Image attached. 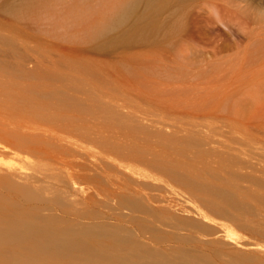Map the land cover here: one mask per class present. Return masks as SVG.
I'll list each match as a JSON object with an SVG mask.
<instances>
[{
    "label": "rangeland",
    "instance_id": "obj_1",
    "mask_svg": "<svg viewBox=\"0 0 264 264\" xmlns=\"http://www.w3.org/2000/svg\"><path fill=\"white\" fill-rule=\"evenodd\" d=\"M40 1L35 12L0 0V63L9 68L0 65V171L56 165L68 201L72 191L77 207L101 206L111 222L112 181L139 176L190 220L178 232L197 239L185 245L211 252L213 264H264V0H183V11L166 8L152 27L169 37L152 28L144 36L139 26L133 39L121 35L129 22L143 25V2L127 23L94 33L76 24L79 13V22L96 19L78 6L93 0ZM66 2L78 18L71 7L64 13ZM171 11H179L175 19Z\"/></svg>",
    "mask_w": 264,
    "mask_h": 264
},
{
    "label": "bare ground",
    "instance_id": "obj_2",
    "mask_svg": "<svg viewBox=\"0 0 264 264\" xmlns=\"http://www.w3.org/2000/svg\"><path fill=\"white\" fill-rule=\"evenodd\" d=\"M18 1H20V3H9V7H11V9L15 8L12 10H17L16 8L18 6L20 8V4L22 5L21 7H25L26 3L25 9H28V4L34 7L38 6L39 8V5L41 4L40 0ZM69 1H71L72 3L73 0ZM93 1L94 4L92 5L90 3L88 4L89 1H86L87 4L80 2L83 5H78L81 7V11L84 12L83 15L86 13L85 11H87L88 13V10L97 11V14L95 12L93 13L96 17V19H93L94 17H92L91 19L93 20H83V18L82 21L79 22L82 15H80L79 13L78 18V15L75 14L79 9H75L76 11H74L73 7L69 6L71 4L70 2L69 4L68 2H66L68 6H66L67 4H65V7L66 10L69 9V11H71L72 9L74 11V15H76V17L79 19H74V21L76 20V24L80 23L85 24V26H91L90 29L92 28L94 33H101L127 23L126 19L128 20L129 16H133L138 4L140 2H143V11L141 10L142 12H140L141 16L139 14L140 22L143 20V23H141L143 25H140V23L133 21V23L129 22L128 25H130L128 26L127 30L121 35L122 37L124 36V38L130 37V39H133L132 36H136L137 33H142L138 31L142 26L143 27L140 30H144V32L142 33L143 35L144 33L145 35H147V31H150V28L152 27H155V29H157L158 27L155 25H158V22L160 21L163 22V19L160 17L163 13L161 14L160 12H168V8H171L170 10H172L173 7L177 6L180 7H177V10L180 9V12L183 11V7L180 6H183V0H115V2L113 1V3L112 0ZM44 3L46 4V2ZM62 3L65 2H63L62 0ZM47 4L49 5L48 1ZM73 4H76L75 0ZM44 5L41 7L43 8ZM68 7H71V9ZM45 8L47 9L49 7L45 6L44 9ZM33 9L34 11L37 10L36 7L32 8V10ZM66 10L64 9V13H68V10ZM90 12L92 13V11H89V13ZM177 12L176 14L174 12H172L171 14L177 15ZM71 13L70 16H72ZM91 13L90 15L88 14V16H91ZM158 13L161 14L159 15V18H161L162 20L159 19L158 21ZM67 15L69 16V14ZM67 15L64 16L63 19L66 18L67 20H69L73 18L71 17L68 19ZM168 15H170V12ZM175 15L174 17H172L173 19L176 18ZM140 17H142V19ZM167 18V21L164 20L166 21V23L170 20L173 21L170 16H167ZM139 19L137 17V21ZM67 20L66 22H69V24L71 25L70 21ZM74 21L73 24H75ZM64 22L65 20H63V23ZM66 22L65 24H67ZM164 24L162 23L161 25ZM79 26H81L80 28H84V26L82 25H78V28ZM173 27L168 28L169 31L170 29H172L173 31ZM164 28L165 27L161 28V30ZM87 29L89 28L87 27ZM168 29H166L167 31H165L168 32ZM153 30L154 28H152V31ZM157 30H154L155 35L161 32L160 30L159 32ZM135 32L137 33L135 34ZM142 34L141 36H143ZM161 34L162 32L158 36L160 37ZM163 34H165V32ZM163 34L162 38L163 36L165 37L166 35H168ZM149 35L150 37H148ZM155 35L152 39L151 34H149L148 32L147 37L149 39L151 38L149 40L150 42L155 41ZM146 38L144 37L143 40ZM148 38L144 41L147 42ZM139 39L141 38L139 37ZM158 39L159 38H157L156 40ZM167 40H169V38ZM160 41L164 42V39H161ZM168 42H170V40L165 42L166 45L164 43H161L162 45L166 46L165 49L169 47L167 46ZM161 44H158L161 46V49H157L160 51H165V49L162 50L163 47ZM154 45L152 44L154 48L153 50L156 49ZM158 45L155 46L160 47ZM158 50H156L157 53L159 52L158 54H161ZM153 52L150 58L155 56L156 52L155 54ZM161 55L164 54L162 53ZM164 56H166V54ZM156 58L158 57H155L154 59ZM0 65L6 71L9 69L4 62L0 63ZM56 92L57 90H46V94L48 95L45 96L52 97V95L59 94V91L58 93ZM30 94L28 93V96ZM33 95L35 99L36 96H39L35 94ZM35 150L37 149L35 148ZM39 161L38 164H35V167H31L32 169L29 168L34 163L29 164V168L23 167L21 169L20 166V169L17 168L19 170H15L14 166L12 165L13 167L9 166L12 167V169L9 168L11 171H0V264H213L211 260V252L208 253L204 250L197 251V247H195L196 251H194L193 248H191L189 245V248H191L192 250L187 248L188 246L184 244L187 239H192V241H194L193 239H197V237L192 236V238L191 236H188L190 234L185 233L186 230H184V233L187 234V236L184 233L181 234L180 232H178L179 229H181L182 232V228L185 225L189 224L190 220L187 217L177 215L164 194L153 192L152 189L155 188L160 190V185L154 184L153 182L146 179L139 178V176L138 178L135 177L133 179V182L122 180L119 183H116L112 181V184L116 185L112 187V192H110L109 189H106L107 192H110V194L107 196L110 197L112 193L110 199L116 201L114 203L115 206H111V209L114 210H111V222V220L107 221L108 219H106L109 216L108 213V216L106 217V214H104L103 216L102 213L99 212L100 209L98 211V208H100L101 206L97 207V209H91L93 207L90 208V205L87 208L86 205L89 203H87L85 199H83L84 202L87 203H84L85 205L83 204L85 208H82L81 205H79L81 208L79 206L77 207L75 203L81 201V199L78 200V197L80 195H75L77 196L78 200L75 202L74 200H76V197L74 196L75 199L74 197H71L72 191L71 194L68 195H70V199L72 198L71 201L73 199L74 200L73 202H71L70 200L68 201V196H65L66 191L64 192V190H62L63 187L61 188L59 186L61 185L60 181L62 180L61 171L59 169H56L58 167H55L56 165L53 166L52 163V166H48L46 163L43 164L44 162L39 163ZM75 161L78 160L75 159ZM79 162L80 160L75 163L78 164ZM80 165L81 164H79V166ZM17 166L18 165H16V167ZM76 166L79 167L78 165ZM133 171L136 172L135 170ZM73 173L70 172L69 176L72 177L71 175ZM78 173L76 171V175L73 174L76 176L75 178H80L79 176L82 175L81 173L80 175ZM136 173H138V171ZM142 173H139V175H141ZM84 179L85 181L93 184L90 185V188L93 187L94 189L97 188L99 190V181L94 174L85 175ZM189 182L195 184L197 182V179L191 176L188 180V183ZM77 184H79V181L78 183H76V185ZM58 186L62 191L60 189L59 190L62 193L64 192L65 194L56 192L57 194H55L53 197L46 194V192L48 193V191L49 194L50 192L53 193L52 189L56 190L58 189ZM208 188L212 192H221L219 191V189H216L213 186H208L207 189ZM87 189H89V187ZM199 189L202 188L199 187ZM73 191L75 190L73 189ZM200 191L203 192L202 190ZM78 192L79 190L77 191V193ZM109 197H107V199H109ZM230 198L234 199L233 197ZM94 199H92V203L96 201ZM108 203L110 204L112 202ZM107 206L109 207L110 205ZM164 228L167 229L165 230ZM224 238L226 240L228 239V241H234L235 239V237L233 239V235L231 233H225ZM198 240L196 241L201 243V239ZM189 241L192 242L191 240ZM196 241L195 244L198 243ZM168 242L171 244H166ZM192 245L193 244H191V246ZM243 246L253 249H257L260 247L255 243H244ZM200 247H202V244ZM198 250L200 249L198 248Z\"/></svg>",
    "mask_w": 264,
    "mask_h": 264
}]
</instances>
